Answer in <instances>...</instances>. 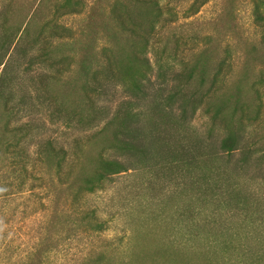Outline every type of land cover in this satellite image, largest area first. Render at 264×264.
<instances>
[{
    "label": "rangeland",
    "instance_id": "obj_1",
    "mask_svg": "<svg viewBox=\"0 0 264 264\" xmlns=\"http://www.w3.org/2000/svg\"><path fill=\"white\" fill-rule=\"evenodd\" d=\"M113 1L0 0V12L5 3L9 5L5 20L0 15V62H3L0 74L18 84L20 95L28 94L34 100H29L12 120L13 124L30 127L24 153L28 160H33L37 148L47 141L66 148L71 154L77 141H85L102 127L104 122L89 127L82 119L77 121L79 114L83 118L87 116L83 87L91 72L100 68L103 49L110 50L117 58L141 48L139 42L120 30L112 19L109 10ZM119 1L122 5L128 3ZM251 1L209 0L199 13L188 18H184L183 10L191 0L161 1L170 2L177 12L175 21L160 34L162 43L172 41L174 36L187 40L186 46L179 48L183 50L180 55L194 69L197 79L202 74L209 85L217 63L228 58V76L214 98L215 103L224 102L225 120L235 106L252 107L251 85L264 70V47L252 22ZM57 7L73 8L75 13L58 17L54 11ZM128 8L132 15L150 13L148 9L130 5ZM163 13L167 15L166 8ZM53 20L64 35L54 41L53 51L57 58H63L68 70L58 83L49 84L48 91L65 109L76 112L78 116L73 120L60 114L55 106L36 100L38 94L32 90L34 79L49 71L33 63V50L27 44L43 24ZM48 29L47 25L44 31ZM19 30L16 39L9 44L12 39L7 40L5 35H16ZM190 37L199 38L201 44L188 49L192 44ZM148 57L154 67L150 74L154 91L159 88V77L151 49H148ZM112 95L101 101L107 110L113 112L116 104L132 101L139 113L141 134L145 136L155 129L153 121L157 122V118L147 113L152 95L148 101L136 100L125 96L120 88ZM176 113L173 110L165 115L181 142L192 149L195 156L192 162L198 160L195 151L198 145L205 147V154L213 155L209 161L186 164L171 156L178 154L176 150H171L169 156V151L166 154L157 143L152 145V156L145 159L108 151L107 158L130 160L126 162L128 171L110 176L102 189L81 194L73 204V193L82 179L92 174L99 152L108 145L110 137L99 136L83 148L72 187L58 185L50 175L43 173L47 180L44 188L39 189L35 180L39 173H31L29 168L28 184L19 189L15 187L16 178L3 172L9 159L2 148L6 142L2 128L6 117L0 104V264H24L32 251L42 256L41 264H81L90 256H101L97 264H237L240 248L253 256H262L264 164L257 163L254 156L245 157L239 149L229 155L221 152L219 143L226 135L225 125L213 123L201 108L188 110L181 122ZM260 133L264 138V122ZM251 135V129L245 128L242 141ZM150 139L152 136L148 135L146 146ZM195 179L197 184L193 186ZM82 209L94 210L106 229L68 241L66 238H72L85 228L78 221ZM235 233L240 237H233ZM224 242L236 249L223 251L219 246ZM46 250L51 253L44 260Z\"/></svg>",
    "mask_w": 264,
    "mask_h": 264
},
{
    "label": "trees",
    "instance_id": "obj_2",
    "mask_svg": "<svg viewBox=\"0 0 264 264\" xmlns=\"http://www.w3.org/2000/svg\"><path fill=\"white\" fill-rule=\"evenodd\" d=\"M127 1V5H122L119 0H114L109 10L110 15L120 30L137 40L141 48L138 51L132 50L130 54L121 55L117 58H114L110 50L103 49L100 68L91 72L86 85L83 87L84 105L87 109L85 118L80 114L79 116L76 115V112H70L65 109L64 104L62 102L58 103L48 91L49 84L58 83L60 76L68 70V65L65 66V63L61 60L63 58H57L53 51L54 41L64 37L59 32L61 30H58V25L55 21H48L51 25L48 22L43 24L41 30L27 44L33 50V63L40 64L42 68L49 71L48 74H41L34 79L32 90L38 94L36 100L41 99V101L50 106H55L57 111L60 114H64L69 120H73V117L78 116L79 119L77 121L79 122L82 119V122L89 127H93L97 122H104L102 127L91 134L85 141H77L71 154L66 148L62 146L56 147L52 142L47 141L37 148L33 160H28L24 157L25 144L30 138V127L13 124L12 120L14 116L24 110L29 100L30 102L34 100L28 97V94L20 95L21 91L18 84L7 81L0 74V104L6 117V122L2 126L6 142L2 145V148L4 155L9 159L3 168V172L16 178L15 187L19 189L26 187L30 174L34 172L39 173L35 178L38 183L36 187L39 189L44 188V182L47 180L44 176L45 173L50 175L51 180L56 184L71 185L72 187L74 171L80 164V154L83 148L102 135L110 137L109 143L99 152L97 164L92 174L83 178L81 184L73 193V204H75L81 194H92L102 189L103 184L110 176L128 171L127 160L121 161L117 158H107L105 154L108 151L125 153L126 155L134 154L145 159L149 155L152 156V145L157 143L166 150V154L169 151V156L171 150H176L178 154H171V156L178 157L179 160H183L186 164L209 161L213 155L205 154V147L198 145L195 150L198 160L192 162L195 157L192 154V149L189 148V144L186 142H181L177 132L174 131V125L170 124L169 118L165 115V113H173V110L177 111L178 120L181 122L184 121L182 116L188 110L194 111L197 108H201L203 113L213 123H224L225 125L226 135L219 143L221 152L229 155L239 149L245 157L254 156L253 158L257 163L264 164V138L260 133L264 122V70L260 71L257 80L251 85V91L254 96L252 107L235 106L228 120H225V104L224 102L215 103L214 98L223 89L228 76L229 71L227 68L230 66L228 58L224 57L217 63L209 85H207L205 76L200 74L197 79L194 76V69H191L186 61L183 60V56L180 55V53L183 54V50L179 48L182 45L186 46L187 40L182 36H174L172 41L162 43V38L160 37L162 30L169 23L175 21L174 17H177V12L173 6L171 7L170 2L161 3L162 0ZM208 2L209 0H191L183 10L184 18L196 15ZM251 4L252 22L254 28L259 32V42L264 47V0H252ZM128 5L136 9H148L150 13L148 15L141 13L132 15ZM8 6L5 3L4 9L0 12L4 20L8 13ZM163 8L167 9L166 16H164ZM54 11L58 17L68 13H75L73 8L57 7ZM47 25L49 29L44 31ZM20 31L16 32V35H5L7 40L12 39L9 44L13 43ZM23 32L27 34L25 29ZM190 38L192 44L187 46L188 49L195 48L201 44L199 38ZM170 43L171 45L169 46ZM148 49H151L153 53L154 64L157 66V78L159 77V88L154 91H152L153 85L150 79V74L154 67L148 57ZM2 65L3 62H0V66ZM116 88L123 90L125 96L136 100L148 101L152 95V101L148 105L147 113L153 118H157V122L156 120L153 121V124L156 125V130L153 127V130H149L147 135L141 134L143 130L139 126V113L133 108L132 101L116 104L113 112L107 110L106 105L101 104L102 100L106 101V98L113 96V91ZM150 91L153 93H150ZM31 105L34 106L33 104ZM247 127L251 129L252 135L251 138L243 142L242 134ZM165 128L167 130L163 131ZM148 135L152 136V139H150V144L146 146L145 141ZM147 150H149V154H147ZM127 163H130V160ZM176 164L178 166V162ZM29 168L32 169L30 174H28ZM196 184L197 181L195 179L193 186ZM186 198L189 197L186 195ZM78 214V221L83 224L85 230L83 229L82 232L73 234L72 238H66V240L73 241L79 239L82 234L100 233L106 229L105 223L100 220L94 210L82 209ZM235 234L237 236L233 235V237H240V234ZM213 240L215 239L213 238ZM217 241L218 239L216 238L215 242ZM219 247L225 252L236 249V247L232 248L230 244L225 242L220 243ZM49 253L51 251H45L44 260H47ZM240 253L241 257L235 261L237 264H261L263 263L261 261H264V254L262 256H253L250 252L241 248ZM28 256L24 264H41L42 256L34 255L33 251ZM101 259V256L98 258L90 256L89 259H84L85 261L81 264H97Z\"/></svg>",
    "mask_w": 264,
    "mask_h": 264
}]
</instances>
